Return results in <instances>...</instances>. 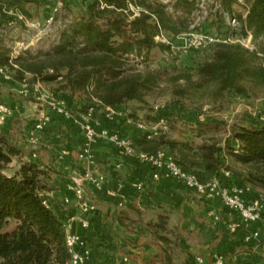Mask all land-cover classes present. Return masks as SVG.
<instances>
[{
	"label": "trees",
	"instance_id": "obj_1",
	"mask_svg": "<svg viewBox=\"0 0 264 264\" xmlns=\"http://www.w3.org/2000/svg\"><path fill=\"white\" fill-rule=\"evenodd\" d=\"M192 2L176 0L175 8L188 15ZM40 4L41 0H0V28L9 30L23 24L8 11L28 19L30 8ZM125 9L126 0L89 1L85 14L66 25L48 50L35 55L25 52L12 60L17 67L16 79L58 81L56 95L66 92L68 101L63 100L70 108L79 96L82 101L78 108L83 113L90 107L96 111L143 101L146 94L160 85L163 76L173 85L179 112L187 110L181 99L198 91L220 101L232 92L248 97L256 85L264 84V64L259 62L257 51L233 43L211 45L209 57L197 62L191 70L171 75L127 68L128 54L146 56L154 47L162 46L155 36L166 33L176 37L186 31L187 25L185 19L173 21L161 3L146 4L134 18H129L123 12ZM245 25L253 41L262 39L264 53V0L251 1ZM230 127L229 138L235 145L225 144L224 148L214 137L195 143L193 138L218 132L217 125L208 122L189 127L193 138L185 141L140 134L132 137L131 143L135 153L169 151L176 164L195 174L200 182H208L225 169L230 172L228 182L264 192V122L251 120ZM19 152L0 128V264H69L63 216L44 202L50 170L26 160L12 174H7L6 166ZM225 156L229 164H225ZM10 222L13 227L6 229ZM165 224L163 218L160 227L164 229ZM239 227L245 236L246 229ZM159 237L171 243L168 237Z\"/></svg>",
	"mask_w": 264,
	"mask_h": 264
},
{
	"label": "crops",
	"instance_id": "obj_2",
	"mask_svg": "<svg viewBox=\"0 0 264 264\" xmlns=\"http://www.w3.org/2000/svg\"><path fill=\"white\" fill-rule=\"evenodd\" d=\"M41 1L45 7L54 6L48 4L50 0ZM10 71L15 74V69ZM20 89L18 80L0 79V104L11 110L0 128L20 149L15 171L26 160L50 170L44 201L63 216V222L72 219L70 229L84 241L89 262L126 264L123 262L126 257L128 264H216L215 258L221 257V264H264V235L244 241L240 227L229 228L230 224L240 223L239 215L219 198L206 199L175 177L160 175L155 179L151 164L126 155L106 139L91 143L94 163L86 166L77 158L84 145L83 112L72 111L73 116L67 118L51 107L41 108L42 104L26 100ZM61 98L68 101L66 95ZM73 104L71 108H75ZM123 106L96 110L87 124L96 130L118 132L129 138L142 134L136 127L140 120L128 115ZM199 118L192 122L216 124ZM158 122L164 123L165 130L156 131L153 138L164 135L166 139L185 141L192 137L191 131L185 130V124L176 132V137H169L167 120ZM38 124L41 126L36 129ZM207 136L216 135L192 138L200 143ZM32 137L36 139L35 144L29 142ZM229 137L230 129L222 139H217L218 144L222 148L225 144L235 145ZM28 146L31 149L27 151ZM223 160L225 164L230 163L226 156ZM85 169L103 181L100 186L85 185L84 197L94 209L83 216L67 184L73 175H82ZM257 193L250 189L242 197L248 202ZM65 197L71 202L65 203ZM84 218L88 221L86 228L81 227ZM163 218L164 229L160 227ZM255 226L261 228L260 223ZM159 235L168 237L171 243H165Z\"/></svg>",
	"mask_w": 264,
	"mask_h": 264
},
{
	"label": "rangeland",
	"instance_id": "obj_3",
	"mask_svg": "<svg viewBox=\"0 0 264 264\" xmlns=\"http://www.w3.org/2000/svg\"><path fill=\"white\" fill-rule=\"evenodd\" d=\"M89 1L91 0H50L48 4L54 5L52 8L51 6H48L49 8L45 7L42 1L40 5L32 6L30 8L31 18L27 19L22 15L24 20L21 26L16 24L11 29L0 33V64L6 66L8 70H12L8 62L9 59L13 60L25 52L35 55L40 51L48 50L55 44L59 32L66 25L73 19L85 14V7ZM251 1L193 0L191 12L187 15L181 9L175 8L176 0H134V5L141 9H144L146 4L161 3L164 6V10L172 15L173 21L185 19L187 26L186 31L176 37L163 33L162 35L169 43L156 40L161 42V48L154 47L146 56L138 55L135 52L128 54L126 56V67L133 71L153 70L160 73L164 72L166 75H171L181 70L193 69L197 62L209 57L211 45L198 50L182 51L184 40L189 33V26L194 21L192 19H200L195 28L197 31L228 36L230 29L226 23V17L234 15L241 23L244 22L243 16ZM102 5L104 7V4ZM56 8L57 10H55ZM123 12L128 16L131 15L129 11ZM30 23L34 25H30ZM159 36L161 37V35ZM242 37L245 40L244 34ZM262 43L261 38L251 41L254 51H257L259 56V62L264 64V53L261 51ZM233 44H239L244 47L245 41L240 40L239 43L235 42ZM12 75L11 79L17 80L15 74L12 73ZM26 82L32 84L36 81ZM40 83L45 91L53 94L54 98L62 99L61 97L67 94L62 92L60 95H56L55 91L60 85L58 81ZM172 89L173 85L163 76L160 85L152 92L146 94L143 101H129L123 107L128 111V115L134 114L135 116L131 117L140 120L148 129L154 131H164V123L159 124L158 121L166 119L169 137H176V132L179 129H183L184 124L185 130L188 129V125H194L196 121L192 122L194 121L193 119L200 120L199 117L201 115L203 121L209 119L216 123L218 129L216 136L207 137H214L218 140L225 136L227 130L231 128L230 125L251 120L264 122L259 119L264 112V84L256 85L248 97L238 96L232 92L226 93L220 101H213L209 94L201 91L195 92L192 96H186L181 99L187 109L182 112L178 111L176 103L178 97L173 94ZM25 99L39 105L42 104L41 108L47 107L45 103L38 101L33 94ZM80 101L82 100L77 96L74 99L75 108H70L71 111H80L78 108L81 104L79 103ZM30 149L31 146L26 148L27 151ZM19 160L20 156H14L9 165L6 166L5 172L12 174L17 168ZM13 225L14 223L10 222L6 229L12 228Z\"/></svg>",
	"mask_w": 264,
	"mask_h": 264
},
{
	"label": "built area",
	"instance_id": "obj_4",
	"mask_svg": "<svg viewBox=\"0 0 264 264\" xmlns=\"http://www.w3.org/2000/svg\"><path fill=\"white\" fill-rule=\"evenodd\" d=\"M133 1L134 0H126V9L124 10L125 12H131V15L129 16L130 18L139 16L143 11V9L134 5ZM101 7H103V5ZM248 9L243 16L244 22L242 23L234 15L226 17V23L230 29V34L228 36H222L218 33L197 31L195 28L198 25V20L200 19L197 18L195 20L193 18L192 20L194 21L189 26V33L186 35L184 40L182 51L186 52L198 50L216 43H239L240 40L245 41L244 47L246 49L254 51L253 45L251 44V41L253 40L251 31L248 30L245 25ZM55 10H57V8ZM8 14L19 20H24L21 14L15 13L11 10L8 11ZM30 25L34 24L30 23ZM3 31L4 29L0 28V33ZM243 34L246 37L245 40L242 37ZM154 39L169 43L163 35H161V37L157 35ZM9 62L11 67L16 70L17 67L13 63L12 59L9 60ZM12 76L11 71L8 70L6 66L0 65V77L2 79L11 80ZM20 83V94L22 96L28 97L33 94L38 101L45 103L48 107L55 110L56 113L67 118H71L73 116V112L67 103L63 99L54 98L53 94L43 89L40 82L28 84L26 81H22ZM94 113L95 110L90 107L82 114V118L85 121L83 124L84 145L77 154V158L81 163L86 166L93 164L94 155L90 148L91 143L97 139H106L109 142L116 144L126 155L135 156L137 159L151 164L155 169L153 174L155 179H158L160 175L175 177L179 179L187 188L193 190L196 194L206 199L219 198L227 208L235 211L239 215L240 223L230 224L229 228L236 229L239 226H243L247 232L244 236V241L250 242L251 240L261 237V235H264V192L257 193L255 198L246 202L243 199L242 194L250 191V188L245 184L228 182L227 180L230 177V172L228 170L223 169L221 171L222 175H216L208 182L203 183L198 180L195 174L183 171L176 164L173 156L164 149H158L152 153H135L131 143V138L121 135L118 132L110 133L105 129L96 130L88 125L87 121ZM10 114L11 110L7 106L0 104V123L3 122ZM259 119L264 121V112L260 115ZM40 126V124L36 125V129H39ZM136 127L142 134L146 135L147 138H153L157 134L156 131L148 129L146 125L140 121L136 123ZM29 142L35 144L36 139L32 137L29 139ZM102 181V177H93L88 169H85L82 175H73L70 178L67 188L71 191L74 203L80 214L83 216H86L94 209V205L91 202H88L84 197L85 185L87 183H93L95 186H100ZM137 188H140V185H137ZM64 202L70 203L71 200L65 197ZM71 220L72 219H66L63 222L65 243L70 254L69 264H98L89 262L87 252L84 247V241L79 235L73 233L70 229ZM258 223L261 224L260 229L255 226ZM87 226L88 221L84 218L81 222V227L86 228ZM128 261V258H123V262L126 264H128ZM222 261L221 257L215 258L216 264H221Z\"/></svg>",
	"mask_w": 264,
	"mask_h": 264
}]
</instances>
